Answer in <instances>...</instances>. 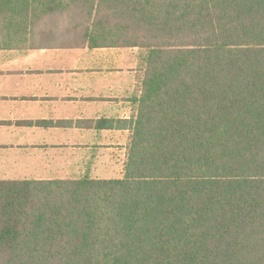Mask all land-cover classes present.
I'll return each mask as SVG.
<instances>
[{
	"label": "trees",
	"instance_id": "trees-1",
	"mask_svg": "<svg viewBox=\"0 0 264 264\" xmlns=\"http://www.w3.org/2000/svg\"><path fill=\"white\" fill-rule=\"evenodd\" d=\"M71 6L142 49L123 176L0 180V264H264V0H0V30Z\"/></svg>",
	"mask_w": 264,
	"mask_h": 264
},
{
	"label": "crops",
	"instance_id": "crops-1",
	"mask_svg": "<svg viewBox=\"0 0 264 264\" xmlns=\"http://www.w3.org/2000/svg\"><path fill=\"white\" fill-rule=\"evenodd\" d=\"M58 14L0 32V180L116 179L136 112L140 47L91 43Z\"/></svg>",
	"mask_w": 264,
	"mask_h": 264
},
{
	"label": "rangeland",
	"instance_id": "rangeland-1",
	"mask_svg": "<svg viewBox=\"0 0 264 264\" xmlns=\"http://www.w3.org/2000/svg\"><path fill=\"white\" fill-rule=\"evenodd\" d=\"M74 10H73V6H71V8H68L66 11L57 13L58 14L57 18L60 21L59 23L60 29L73 31L76 34H78L83 41L87 40L86 35H84V29L88 25L86 21L87 20L86 16L81 13L82 11L80 12V10L79 11H76V9ZM107 26H109V24H107ZM3 34H4L3 32H0V36L3 37ZM118 36H119L118 33L113 31L112 33H109L105 38L106 40L113 41Z\"/></svg>",
	"mask_w": 264,
	"mask_h": 264
}]
</instances>
